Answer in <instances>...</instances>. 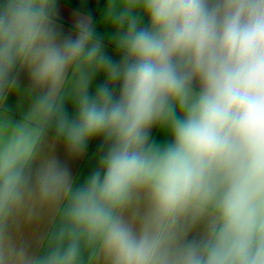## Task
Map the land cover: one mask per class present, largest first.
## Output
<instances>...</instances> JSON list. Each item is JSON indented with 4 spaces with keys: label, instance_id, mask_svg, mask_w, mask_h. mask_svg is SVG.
<instances>
[{
    "label": "clouds",
    "instance_id": "obj_1",
    "mask_svg": "<svg viewBox=\"0 0 264 264\" xmlns=\"http://www.w3.org/2000/svg\"><path fill=\"white\" fill-rule=\"evenodd\" d=\"M56 9L0 0V264H264V0H106L118 60Z\"/></svg>",
    "mask_w": 264,
    "mask_h": 264
},
{
    "label": "crops",
    "instance_id": "obj_2",
    "mask_svg": "<svg viewBox=\"0 0 264 264\" xmlns=\"http://www.w3.org/2000/svg\"><path fill=\"white\" fill-rule=\"evenodd\" d=\"M106 0H57L56 9V23L64 34H75V22L77 14L83 16H89L96 27L97 35L101 37L105 44L107 54L113 59L118 60L119 56L114 50V44L112 42L113 30L103 24V12L105 8ZM147 21L145 20V23ZM104 76L98 75L91 86L90 91H94L95 88L104 82ZM18 82L20 89L9 95L6 107L9 115L14 118H19L20 113L28 106V97L25 95L24 90L29 87V78L23 71L18 76ZM68 113H73V107L69 103L66 105ZM152 138L157 143H163L170 137L162 130L154 128L151 132ZM101 139H95L90 141L84 154L79 157H72L66 152L63 144H57L55 149V155L57 158L67 164L74 176L86 177L97 164V154L100 150ZM44 225H33L29 228V231L33 234H39L44 230Z\"/></svg>",
    "mask_w": 264,
    "mask_h": 264
}]
</instances>
